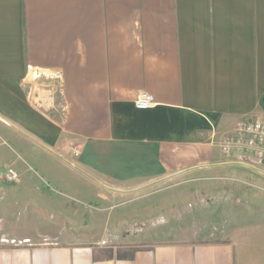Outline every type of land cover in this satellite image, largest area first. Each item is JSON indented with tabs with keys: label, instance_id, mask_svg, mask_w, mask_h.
I'll use <instances>...</instances> for the list:
<instances>
[{
	"label": "crops",
	"instance_id": "0c3cea01",
	"mask_svg": "<svg viewBox=\"0 0 264 264\" xmlns=\"http://www.w3.org/2000/svg\"><path fill=\"white\" fill-rule=\"evenodd\" d=\"M141 92L151 107H135ZM0 118L91 177L0 120L34 162L76 172L85 189L69 195L98 203L28 205L17 224L0 203V264H236L230 235L136 238L193 212L219 170L263 175L205 167L140 188L199 165L264 169L217 144L264 122V0H0Z\"/></svg>",
	"mask_w": 264,
	"mask_h": 264
},
{
	"label": "rangeland",
	"instance_id": "374dc122",
	"mask_svg": "<svg viewBox=\"0 0 264 264\" xmlns=\"http://www.w3.org/2000/svg\"><path fill=\"white\" fill-rule=\"evenodd\" d=\"M21 139L14 140L0 130V149L8 150L0 154V203L11 207L8 219L13 224L24 220L28 205L41 206L45 203L50 214L56 207L53 205L55 200L62 199L71 206L85 205L88 211L98 206V203H89V197L69 195L62 187L85 189L82 182L69 175L76 172L56 159L55 165L41 158L34 162L32 154L19 144ZM12 162L21 177L8 183L3 173L7 167L13 168ZM216 176L207 181L211 189L208 193H197L193 212H172L175 220L163 227L141 229L136 239L153 242L170 235L169 238L175 241H189L230 235L237 241L236 264H264V177L237 167L219 170ZM42 189L46 190L44 196L40 194ZM165 212L158 210L157 214ZM182 224L188 227H182Z\"/></svg>",
	"mask_w": 264,
	"mask_h": 264
},
{
	"label": "built area",
	"instance_id": "2783aa9c",
	"mask_svg": "<svg viewBox=\"0 0 264 264\" xmlns=\"http://www.w3.org/2000/svg\"><path fill=\"white\" fill-rule=\"evenodd\" d=\"M39 72H34V77H38ZM155 103L152 94L141 92L137 94L134 105L138 109H146ZM216 135H214L213 138ZM217 144L220 152L225 157L236 156L239 160L245 158L264 160V122L260 119L237 121L231 129L222 133ZM75 154L78 150L74 147ZM7 181H16L19 178L17 171L12 167H7L3 173Z\"/></svg>",
	"mask_w": 264,
	"mask_h": 264
},
{
	"label": "water",
	"instance_id": "95a60500",
	"mask_svg": "<svg viewBox=\"0 0 264 264\" xmlns=\"http://www.w3.org/2000/svg\"><path fill=\"white\" fill-rule=\"evenodd\" d=\"M1 121L7 123L4 119L0 118ZM8 125H10L9 123H7ZM12 126V125H10ZM13 127V126H12ZM14 128V127H13ZM16 131H18L20 134H22L23 136L27 137L28 139H30L31 141H33L35 144L39 145L40 147H42L43 149L47 150L48 152H50L51 154L55 155L56 157H58L59 159H61L63 162H65L66 164H68L69 166H71L72 168L76 169L77 171L85 174L83 171H81L79 168H77L75 165H73L72 163L68 162L66 159L62 158L61 156L57 155L56 153H54L53 151H51L49 148H47L46 146H44L43 144L39 143L38 141L34 140L33 138H31L30 136L26 135L25 133L19 131L18 129L14 128ZM254 163L256 164H260V165H264V160H259V159H256V158H253L251 159ZM241 166V167H244V168H247V169H250L252 171H255L261 175L264 176V169L260 168V167H257L255 165H250V164H245V163H241V162H230V163H214V164H207V165H199V166H195V167H190L188 169H184L182 171H179L177 173H174L172 175H169L168 177H165L164 179H160L158 181H155L153 183H150L148 185H145L143 187H141L140 189H143V188H146V187H149L151 185H154V184H157L159 182H162L166 179H169V178H172V177H175L177 175H180L182 173H185L187 171H191V170H194V169H198V168H205V167H217V166ZM86 176H88L87 174H85ZM89 177V176H88ZM91 178V177H89ZM92 179V178H91ZM94 180V179H93ZM95 181V180H94ZM97 182V181H95ZM98 184H100L101 186H103L104 188L108 189V190H111V191H116V192H127V191H120V190H116V189H112L110 187H107L99 182H97ZM140 189H137V190H140Z\"/></svg>",
	"mask_w": 264,
	"mask_h": 264
}]
</instances>
